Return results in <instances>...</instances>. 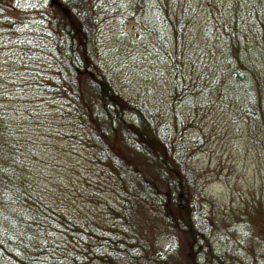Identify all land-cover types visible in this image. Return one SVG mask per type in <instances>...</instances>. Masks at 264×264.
<instances>
[{"label": "trees", "instance_id": "trees-1", "mask_svg": "<svg viewBox=\"0 0 264 264\" xmlns=\"http://www.w3.org/2000/svg\"><path fill=\"white\" fill-rule=\"evenodd\" d=\"M218 123L260 222L264 0H0V264H251L190 162Z\"/></svg>", "mask_w": 264, "mask_h": 264}, {"label": "rangeland", "instance_id": "rangeland-1", "mask_svg": "<svg viewBox=\"0 0 264 264\" xmlns=\"http://www.w3.org/2000/svg\"><path fill=\"white\" fill-rule=\"evenodd\" d=\"M206 118L209 119L208 116ZM207 124L209 125L210 122ZM231 128V124L224 128L221 123H218L215 131L210 135L209 143L194 154L190 162L193 163L195 170L199 173L200 186L202 185V190L209 202L218 206L219 213L221 211L220 235L239 238L242 242L245 241L247 245L245 250L237 252L234 257L240 255L251 264H264V213L262 214V221L256 223L255 220H251L252 214L258 216L256 211L260 210V192L257 188L263 180L260 176V170L250 157L249 150L243 145V138L237 142V146L232 147L233 132ZM67 152L76 168L82 171V176H85L81 179L80 175H75L77 179L84 182L82 186H85V183L88 186L90 184L95 191L106 185V182H103L105 177L94 174L90 167L91 163L84 159L91 157V153L75 146ZM82 161L86 162V166L81 164ZM69 189H66L68 198L74 196L73 200L77 198V201H83L85 205L92 202V206H95L94 201L97 198L91 199L88 198V195L78 197L81 193L80 190ZM77 205L86 211V206L83 203L77 202Z\"/></svg>", "mask_w": 264, "mask_h": 264}]
</instances>
